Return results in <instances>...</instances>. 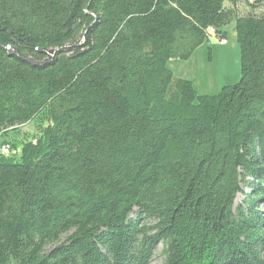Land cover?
<instances>
[{"label": "trees", "instance_id": "16d2710c", "mask_svg": "<svg viewBox=\"0 0 264 264\" xmlns=\"http://www.w3.org/2000/svg\"><path fill=\"white\" fill-rule=\"evenodd\" d=\"M239 1L0 0V264H264V0ZM231 23L240 80L200 96L167 63Z\"/></svg>", "mask_w": 264, "mask_h": 264}, {"label": "rangeland", "instance_id": "374dc122", "mask_svg": "<svg viewBox=\"0 0 264 264\" xmlns=\"http://www.w3.org/2000/svg\"><path fill=\"white\" fill-rule=\"evenodd\" d=\"M246 1L254 4L258 0H240L238 4L240 14L248 12ZM258 10L264 12V5ZM222 31L225 33L224 45L213 35L188 61L172 60L167 63V68L174 76L190 81L200 96L217 95L222 88L233 86L240 80V47L236 40L234 23L225 26ZM21 133L33 134L34 131L31 126H26L22 128ZM243 199V195H238L235 206ZM162 249V245L157 247L150 264H162Z\"/></svg>", "mask_w": 264, "mask_h": 264}, {"label": "built area", "instance_id": "2783aa9c", "mask_svg": "<svg viewBox=\"0 0 264 264\" xmlns=\"http://www.w3.org/2000/svg\"><path fill=\"white\" fill-rule=\"evenodd\" d=\"M214 31L212 30V29H210V33H213ZM217 40H218V42L220 43V44H222V45H224L225 43H226V41L224 40V39H219V38H217ZM3 153H7V150H3Z\"/></svg>", "mask_w": 264, "mask_h": 264}, {"label": "crops", "instance_id": "0c3cea01", "mask_svg": "<svg viewBox=\"0 0 264 264\" xmlns=\"http://www.w3.org/2000/svg\"><path fill=\"white\" fill-rule=\"evenodd\" d=\"M174 74V73H173ZM178 78V77H177ZM180 79L183 78V77H179Z\"/></svg>", "mask_w": 264, "mask_h": 264}]
</instances>
